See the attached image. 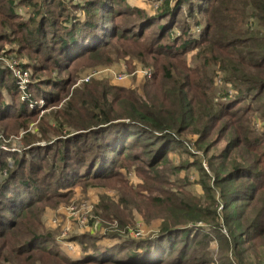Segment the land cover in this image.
I'll return each mask as SVG.
<instances>
[{
	"label": "trees",
	"instance_id": "16d2710c",
	"mask_svg": "<svg viewBox=\"0 0 264 264\" xmlns=\"http://www.w3.org/2000/svg\"><path fill=\"white\" fill-rule=\"evenodd\" d=\"M26 1L27 6H33L30 14L41 16L37 30L46 23L62 20L61 33L57 24L52 29L54 43L50 47L47 42L33 40V32L25 38L44 51L58 47L56 57L48 55L58 71L86 55L94 57L100 51L105 52L110 43L108 38L120 36L138 41L145 38L147 27L160 24L158 33L139 48L161 57L156 58L159 64L153 83L161 98L153 96L149 88L152 83H147L145 93H141L136 88L89 81L74 88L54 117L56 137H70L65 141L61 138L62 147H56L53 153L49 149L41 152L38 144L30 142L25 149L27 156L23 153L16 158V153L13 157L14 167L7 160L14 152L0 149V264L12 258L22 260V264H36L40 261L38 254H52L63 264H209L210 246L215 238L221 248L227 251L231 248L239 264H264V0H203V5L197 4L200 0H176L175 4L161 0L159 11L153 15H147L129 0L88 1L81 6L80 13L61 0L56 5L58 15L51 21L54 13L44 1L40 9L34 0ZM107 1L122 4L119 11L111 5L106 10L112 22L111 33L103 31L100 24L105 18L98 17V12L106 9ZM17 2L0 0L1 38L13 31ZM184 2H193L187 8V21L179 35L165 41V35L175 28L173 23L177 22ZM94 4L96 8H88ZM112 14L137 17L131 19L133 25L119 27ZM195 15L204 21L194 20ZM20 27L31 28L24 22ZM194 50H197L196 63L188 67L187 56ZM217 70L222 75L223 87H215ZM4 73L0 69V80ZM51 80L44 82L49 86L45 100L57 97L50 94L51 88L66 90L67 80ZM7 88L11 95L19 91L14 84ZM26 107L22 102L15 117L14 113H8L11 103L4 100L0 103V117L20 118ZM16 110L14 103L13 112ZM223 125L230 126L223 134L230 133L232 137L220 160L209 157L210 172L196 163L200 172L197 183L202 186L203 195L188 192L184 197L172 194L165 200L156 197V205L166 211L167 222L161 226V233L148 239L128 235L127 243L115 253L110 246L96 248L78 261L69 259L60 247H54L53 235L43 229L40 217L49 193L64 196L62 189L81 183L90 175L102 179L114 174L113 167H121V160L147 157L150 166L160 159L168 161V146L163 139L180 140L177 134L191 132L201 137L199 144H202L214 128L221 130ZM65 127L69 129L64 131ZM156 133H161V137L153 135ZM137 146L143 148L142 156L129 153ZM101 159L104 163L100 165ZM241 180L245 182L238 185ZM218 191L221 199L216 195ZM221 205L223 213L219 211ZM178 219L191 226L182 229L179 224L182 221ZM208 226L216 236L204 232ZM179 230L182 247L177 250ZM193 246L197 253L189 254ZM83 249L88 250L86 245Z\"/></svg>",
	"mask_w": 264,
	"mask_h": 264
},
{
	"label": "rangeland",
	"instance_id": "374dc122",
	"mask_svg": "<svg viewBox=\"0 0 264 264\" xmlns=\"http://www.w3.org/2000/svg\"><path fill=\"white\" fill-rule=\"evenodd\" d=\"M17 1V15L12 20L13 31L9 30L12 32L9 33L8 37H0V69L5 70L4 76L0 80V103L4 100L9 101L11 109L8 113L9 115L14 113L15 117L21 110L22 102L26 103L29 108L26 107V111L22 112L23 116L20 118H9L11 117L9 115L0 117V149L6 150L10 154L14 152L7 159L10 167H14L13 157L16 153V158H19L23 153L24 156H27L25 149L30 142H32L31 145L38 144L37 146L42 148L41 152L44 149H49L53 153L56 147H62L64 142H61V138L64 141L70 139L65 135L56 137L54 117L71 97L74 88L87 82L85 81L86 77H91L90 81H105L111 85L136 88L141 93H145V85L147 83L153 84L155 81L154 75L159 64L156 58L161 59V57L149 54L139 48L142 47V43H146L160 30V24H153L146 28L144 39L134 41L120 36H115L112 40L108 38L107 41L110 43L105 52L100 51L94 57L86 55L75 64L70 63L69 66H65L64 69L58 71L55 66L51 65L52 60L48 57V55L56 57L58 47L54 51H44L38 48L37 43L27 42L25 38L33 32L35 35L33 40L37 39L44 44L47 42V47H50L54 43L52 42L54 37L51 34L52 29L57 24L56 29L61 33L62 20H57L55 24L46 23L37 30L36 27L41 22V16L37 13L36 16L30 14L33 6H27L26 0ZM43 1L46 3V7L54 13L49 20L51 21L59 10L56 5L61 0L48 2H46L47 0H34L38 5L36 8L40 9ZM88 1L94 0H64V3L71 10L80 13L79 11H82L81 6H86ZM171 1L174 4L176 3V0ZM107 2L105 4L106 9L102 8L98 12V17L103 16L105 18L103 23L100 24L103 31L111 33L113 31L112 22L109 21L110 17L106 10L111 5L116 7V11H119L122 4L114 5L112 1ZM137 2H139V5L142 4V8L147 15H153L159 11L161 5V0H137ZM192 4L193 2L183 3L182 8L178 11L177 22L173 23L175 28L165 35V41L179 35L183 23L187 21V8ZM197 4L203 5V0L198 1ZM96 7L95 4L88 6L91 9ZM113 14L112 17L119 27L133 25L134 22H131V19L137 17L134 14L132 16H113ZM112 17L111 19H113ZM194 17H196L194 20L204 21L203 17L198 18L196 15ZM22 22L31 28L20 27ZM106 25L108 26L106 27ZM120 33H122V30L119 31ZM196 52L197 50H194L188 54L186 59L188 67L196 63ZM173 62L182 66V63L175 60ZM40 67L42 69H39ZM221 78L222 75L217 70L214 81L215 87L224 86V81ZM51 79L67 80L64 84L66 90L59 92L57 89L51 88L50 94L54 93L51 95L57 97L52 100H45L44 96L49 95L45 90L49 89V86L44 82ZM12 84L19 89L15 95L8 92L7 87ZM35 85L40 87L39 90L33 88ZM226 87L229 88L230 85L227 84ZM149 88L153 90V96L158 97V99L161 98L159 92L155 91V84ZM12 99L15 100L14 103L17 106V110L14 112ZM219 99L224 98L220 97ZM260 122V120L256 121L257 126ZM229 127L223 125L221 130L214 128L212 135L202 144H199L201 137L191 132L177 134L181 142L173 138L163 139V144L168 146L166 151L168 161H163L164 159L154 161L151 159L155 162V166H150L147 164L150 161L147 157H141V160L137 161L121 160V167H113L114 174L102 179L92 178V175H90L81 183H76L68 189H62L61 191L66 194L64 196H58L55 192L49 193L47 195L49 198L42 204L45 208L40 217L43 222V229L46 233L49 232L53 235L54 247H60L61 250L67 253L69 259L78 261L86 253L94 252L96 248L101 249L102 247L105 249V247L110 246V251L115 253L123 243H127L126 241L131 236L148 239L150 236L161 233V226L167 222L165 220L166 211L156 205V197H162L165 200L172 194L184 197L188 195V192L195 196H202L203 188L197 183L200 172L196 163L203 165L210 172L209 157H212L215 161L220 160L229 139L232 137L230 133L223 134V131L228 130ZM66 129L69 128L65 127L64 131ZM153 135L159 138L162 134L156 133ZM47 138L48 140H46ZM80 146H82V143ZM142 151L143 148L137 146L129 153L132 156H142ZM34 152L37 153V151ZM31 154L34 153L31 152ZM71 162L74 163V161ZM102 163L104 161L101 159L99 164ZM244 182L245 180H241L238 185ZM59 192L60 190L57 193ZM219 192L216 195L221 199ZM222 208L221 205L219 207L221 213H223ZM168 221L171 222V220ZM178 221H182L179 223L182 225V229L191 226L182 219H178ZM205 231L211 233L212 236H216V233L209 226ZM181 233L179 230L176 234L177 250L182 247ZM128 235L130 237L127 238ZM83 245L87 246V251L83 249ZM230 249L227 251L221 248L219 241L215 238L210 246L209 264H239ZM127 250L126 247L125 253ZM191 252L195 254L197 249L193 246L189 248V254ZM173 255L167 257L173 258ZM37 256L40 257L38 258L40 261H37L36 264H63L52 254H38ZM253 258L252 256L250 259ZM6 260L7 263L4 264H20V262L22 264V260H17V258ZM89 264H92V262Z\"/></svg>",
	"mask_w": 264,
	"mask_h": 264
},
{
	"label": "crops",
	"instance_id": "0c3cea01",
	"mask_svg": "<svg viewBox=\"0 0 264 264\" xmlns=\"http://www.w3.org/2000/svg\"><path fill=\"white\" fill-rule=\"evenodd\" d=\"M129 2L131 3V5L133 6H138V7H142V4H138L139 2H137V0H129Z\"/></svg>",
	"mask_w": 264,
	"mask_h": 264
},
{
	"label": "built area",
	"instance_id": "2783aa9c",
	"mask_svg": "<svg viewBox=\"0 0 264 264\" xmlns=\"http://www.w3.org/2000/svg\"><path fill=\"white\" fill-rule=\"evenodd\" d=\"M90 79H91V77H86V78H85V81L89 82Z\"/></svg>",
	"mask_w": 264,
	"mask_h": 264
}]
</instances>
